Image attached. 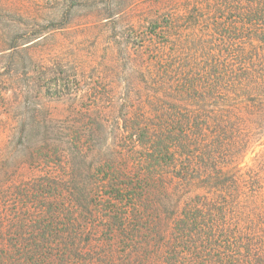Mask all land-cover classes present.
Listing matches in <instances>:
<instances>
[{"label": "trees", "instance_id": "trees-1", "mask_svg": "<svg viewBox=\"0 0 264 264\" xmlns=\"http://www.w3.org/2000/svg\"><path fill=\"white\" fill-rule=\"evenodd\" d=\"M190 1L136 30L125 113L94 91L36 174L0 184V264H264L245 242L264 161H238L264 127V0Z\"/></svg>", "mask_w": 264, "mask_h": 264}, {"label": "rangeland", "instance_id": "rangeland-1", "mask_svg": "<svg viewBox=\"0 0 264 264\" xmlns=\"http://www.w3.org/2000/svg\"><path fill=\"white\" fill-rule=\"evenodd\" d=\"M172 1L0 0V184L36 174L37 149H52L59 127L82 124L66 118L88 110L94 91L107 110L126 112L133 60L144 44L136 30ZM186 1L174 0L175 7ZM255 132L240 166L264 161V127ZM263 207L260 201L255 209ZM250 219L257 215L243 216L239 228L259 227L247 224ZM259 234L245 242L264 258V230Z\"/></svg>", "mask_w": 264, "mask_h": 264}]
</instances>
